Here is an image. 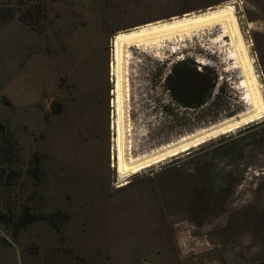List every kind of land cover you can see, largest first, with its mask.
I'll return each instance as SVG.
<instances>
[{
	"label": "rangeland",
	"instance_id": "1",
	"mask_svg": "<svg viewBox=\"0 0 264 264\" xmlns=\"http://www.w3.org/2000/svg\"><path fill=\"white\" fill-rule=\"evenodd\" d=\"M234 1L264 87V0H0L43 4L39 22L15 16L0 26V223L11 239L0 243L9 247L0 264L264 262V118L126 180L113 167L109 39ZM227 41L217 25L161 49H132L135 155L246 112ZM179 63L212 78L201 104L184 106L172 94ZM26 210L39 218L15 228Z\"/></svg>",
	"mask_w": 264,
	"mask_h": 264
},
{
	"label": "bare ground",
	"instance_id": "2",
	"mask_svg": "<svg viewBox=\"0 0 264 264\" xmlns=\"http://www.w3.org/2000/svg\"><path fill=\"white\" fill-rule=\"evenodd\" d=\"M235 3L236 1L226 5L210 6L202 12L193 11L190 15L169 21L151 22L129 31L119 32L111 40L113 62L111 64L112 71L110 68V72L117 88L116 97V88L113 84V97L111 100L113 107L111 113V136L114 132V136H112V154L116 158V167L114 166L115 163L113 164L115 178L126 180L152 166L168 161L181 152L197 147L205 143L204 141L206 140L231 133L247 124L264 118L263 83L255 67L254 59L250 53V46L247 44L248 41L246 42L244 38L245 36L236 14ZM217 25H221L228 34L227 42L232 47L230 58L236 62V64L228 63V69L230 71L234 69L241 71L242 79L237 88L244 90L242 100L248 104V109L238 118H230L211 129L199 132L177 143L173 142V144L152 150L147 154L135 155L133 153L131 113L129 114V102L131 100L129 70L130 63H132V49H161L165 40L170 42L175 40L183 41L185 38L191 37L192 34L201 33L203 30L212 29ZM173 50L176 51V48H173ZM200 61L206 63L204 58ZM113 116L116 119L113 120ZM121 184L120 182L114 185L119 187Z\"/></svg>",
	"mask_w": 264,
	"mask_h": 264
},
{
	"label": "trees",
	"instance_id": "3",
	"mask_svg": "<svg viewBox=\"0 0 264 264\" xmlns=\"http://www.w3.org/2000/svg\"><path fill=\"white\" fill-rule=\"evenodd\" d=\"M24 9H17L11 6H0V26L7 21L13 19L15 16L27 24L39 22L43 16V4L28 3ZM170 89L177 102L184 106L199 105L203 102V92L212 85V78L208 77L204 71H198L195 66L189 63H179L175 66L173 75L169 78ZM0 132H6L5 125L0 122ZM35 165L33 173L38 170V158L35 157ZM39 217L34 213L26 210L18 217L14 224L15 228H23L28 223L38 219ZM0 221L6 222V216L0 213Z\"/></svg>",
	"mask_w": 264,
	"mask_h": 264
},
{
	"label": "built area",
	"instance_id": "4",
	"mask_svg": "<svg viewBox=\"0 0 264 264\" xmlns=\"http://www.w3.org/2000/svg\"><path fill=\"white\" fill-rule=\"evenodd\" d=\"M110 42H111V38L109 39V57H110V50H111ZM109 74H110V77H111L110 70H109ZM112 88H113V86L109 90L110 98H109V104H108L111 111L113 109L112 104H111V100H112V97H113V95H112ZM110 125H111V121H110ZM7 241H11V239L9 237L8 228L6 227V225L0 223V243L7 242ZM206 264H209V263H206ZM259 264H264V262L259 263Z\"/></svg>",
	"mask_w": 264,
	"mask_h": 264
},
{
	"label": "crops",
	"instance_id": "5",
	"mask_svg": "<svg viewBox=\"0 0 264 264\" xmlns=\"http://www.w3.org/2000/svg\"><path fill=\"white\" fill-rule=\"evenodd\" d=\"M170 18H172V16ZM162 19H167V18H162ZM162 19H158V20H155V21H150V22H147V23H143L141 25H137V26H133V27L125 28V29H120V30L117 31V33L120 32V31H126V30H130V29H134L136 27L143 26V25H146V24L151 23V22L162 21ZM117 33H115L112 36H115ZM8 248L9 247L4 246L3 244H0V255H2V254L3 255H7L8 254Z\"/></svg>",
	"mask_w": 264,
	"mask_h": 264
},
{
	"label": "flooded vegetation",
	"instance_id": "6",
	"mask_svg": "<svg viewBox=\"0 0 264 264\" xmlns=\"http://www.w3.org/2000/svg\"><path fill=\"white\" fill-rule=\"evenodd\" d=\"M108 57H109V53H108ZM109 59L107 60V82L109 81V80H111V77L109 76ZM108 91L107 92H109V89H107ZM107 103L109 104V97H107Z\"/></svg>",
	"mask_w": 264,
	"mask_h": 264
},
{
	"label": "water",
	"instance_id": "7",
	"mask_svg": "<svg viewBox=\"0 0 264 264\" xmlns=\"http://www.w3.org/2000/svg\"><path fill=\"white\" fill-rule=\"evenodd\" d=\"M190 150H187L186 152H189ZM180 154H182V152L180 153ZM177 156H179V155H177ZM174 157H176V156H174ZM170 160V159H169ZM160 164H163V163H160Z\"/></svg>",
	"mask_w": 264,
	"mask_h": 264
}]
</instances>
